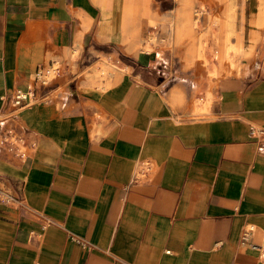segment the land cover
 Here are the masks:
<instances>
[{"label": "crops", "instance_id": "obj_1", "mask_svg": "<svg viewBox=\"0 0 264 264\" xmlns=\"http://www.w3.org/2000/svg\"><path fill=\"white\" fill-rule=\"evenodd\" d=\"M245 5L251 31L264 0ZM178 6L0 0V264H264V137L250 134L264 128V61L193 93L168 45L142 49L169 23L197 26ZM55 61L48 100L13 112L14 90ZM7 129L25 143L4 144Z\"/></svg>", "mask_w": 264, "mask_h": 264}, {"label": "rangeland", "instance_id": "obj_2", "mask_svg": "<svg viewBox=\"0 0 264 264\" xmlns=\"http://www.w3.org/2000/svg\"><path fill=\"white\" fill-rule=\"evenodd\" d=\"M245 1L178 0L179 6L185 7L191 17L198 19L197 26L192 31H188L183 29L179 22L169 23L167 28L165 27L170 29L168 37L150 35L142 49L150 52L154 50L152 46L168 45L169 47H166L172 50L171 56L175 61L178 77L193 81V93L201 91L199 82L205 79L210 89L212 79L247 73L264 61V48L261 46L264 23L255 28L251 26L252 30L249 31L248 26L244 25L246 22L237 21L238 10L244 11L246 8ZM260 12L264 14V5L260 6ZM149 24L156 26L157 22H149ZM246 27L247 30L244 29ZM226 48L229 49L228 52L219 53ZM191 49H196V54H201L195 58L194 64H189L187 61ZM159 55L163 58L167 54ZM213 63L218 65L217 72L213 70ZM97 76L101 87L110 86L108 83L111 80L110 75L102 72ZM103 79L106 80L105 85L101 83ZM207 92V96L195 97V104L199 108L196 111L198 114L208 111L213 97L210 90ZM184 99L183 95L181 100Z\"/></svg>", "mask_w": 264, "mask_h": 264}, {"label": "built area", "instance_id": "obj_3", "mask_svg": "<svg viewBox=\"0 0 264 264\" xmlns=\"http://www.w3.org/2000/svg\"><path fill=\"white\" fill-rule=\"evenodd\" d=\"M61 65L59 62H51L49 65L38 69L34 75V83L28 89L17 88L12 93L11 105L14 111H20L26 107L32 106L38 102L47 101L48 97L41 93V87L46 86L59 74ZM7 129L3 134L2 142L4 144H15L18 142L20 145L25 143L23 138L17 137ZM250 134L253 137L261 139L264 137V128L260 126L251 125ZM0 199H9L6 193L0 191ZM248 232H245L244 239L246 240Z\"/></svg>", "mask_w": 264, "mask_h": 264}, {"label": "bare ground", "instance_id": "obj_4", "mask_svg": "<svg viewBox=\"0 0 264 264\" xmlns=\"http://www.w3.org/2000/svg\"><path fill=\"white\" fill-rule=\"evenodd\" d=\"M225 52H228V51H226V49H225Z\"/></svg>", "mask_w": 264, "mask_h": 264}]
</instances>
